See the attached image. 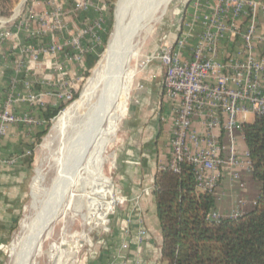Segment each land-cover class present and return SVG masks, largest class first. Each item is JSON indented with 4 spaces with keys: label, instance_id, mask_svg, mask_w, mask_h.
<instances>
[{
    "label": "built area",
    "instance_id": "obj_1",
    "mask_svg": "<svg viewBox=\"0 0 264 264\" xmlns=\"http://www.w3.org/2000/svg\"><path fill=\"white\" fill-rule=\"evenodd\" d=\"M42 1L19 0L14 14L0 17V51L9 45L3 58L13 59L12 82L22 84L26 102L38 108L54 93L59 104L72 102L85 58L104 43L107 7L93 0H48V10L38 11ZM94 11L98 19L88 22L85 18ZM181 21L178 35L148 61L158 60L164 69L162 89L173 116L170 157L159 170L177 172L186 161L198 190L218 199L224 175L232 184L239 181L237 169L252 171L248 150L241 154L238 147V135L244 138L243 125L264 114V0H191ZM12 103L9 99L0 111V140L10 125L36 124L29 114L15 113ZM112 189L106 230L127 202L116 179ZM258 201L249 203L255 209ZM246 204L240 200L229 214L213 209L207 220L240 219L248 213ZM139 233L147 235L146 230Z\"/></svg>",
    "mask_w": 264,
    "mask_h": 264
},
{
    "label": "crops",
    "instance_id": "obj_2",
    "mask_svg": "<svg viewBox=\"0 0 264 264\" xmlns=\"http://www.w3.org/2000/svg\"><path fill=\"white\" fill-rule=\"evenodd\" d=\"M44 8H48L47 4L38 5L39 10L43 11ZM179 31L180 27L173 36L178 35ZM9 52V45L0 51V111L11 99L13 111L19 115L29 114L36 124L10 125L0 140V264L4 263L5 249L13 239L16 224L28 198V161L32 145L46 125L43 109L59 106L56 93L46 97L44 108L26 102L27 91L23 85H14L12 82L13 59L3 58ZM84 64L86 69H90L86 58ZM148 69L154 76L148 80L152 86L144 93H135V97L142 100V105L151 106L150 115H154V110L159 113L151 122L145 121L135 133L131 132L133 137L130 138V145L126 144L122 149L123 153L119 156L121 164L118 163L114 170L118 191L127 202L113 217L110 233L98 238L94 253L84 264H167L161 255L163 234L157 214L154 180L160 167L165 166L170 157L173 116L171 104L164 97L162 89V65L154 60ZM78 72L80 74V70ZM238 147L241 154L247 150L242 134L238 135ZM237 171L239 181L231 184L224 175L218 188L217 209L223 214L237 209L242 199L247 200L244 209L250 212L254 208L249 202L260 198L261 186L254 180L252 171L246 167ZM137 197H140L138 201ZM140 230L147 231L146 237H140Z\"/></svg>",
    "mask_w": 264,
    "mask_h": 264
},
{
    "label": "bare ground",
    "instance_id": "obj_3",
    "mask_svg": "<svg viewBox=\"0 0 264 264\" xmlns=\"http://www.w3.org/2000/svg\"><path fill=\"white\" fill-rule=\"evenodd\" d=\"M170 1H118L115 9V29L106 50L87 81L80 99L56 119L48 139L42 145L43 150H49L58 139L63 140L64 150H61L63 157L59 162V177H64L63 174L72 175L68 184L73 185L76 190L70 198L86 201L88 212L81 214V218L92 228H104L106 216L113 210V204L109 200L113 196V181L101 175L106 165L103 155L106 154L109 140L117 134L120 114L128 107L127 102L131 95L128 85L135 76L134 70L131 69L139 56L137 38ZM106 117L110 121L111 137L105 140L103 151L93 154V139L96 138L98 127ZM100 158L104 159L103 164ZM57 184L47 204L36 208V215L23 224L25 232L13 245V249L11 248L13 264H38L43 240L52 230V224L60 209L58 199L52 200L53 195L58 194ZM76 192L82 195L74 194ZM90 192H93L94 196L88 195ZM81 208L83 209L84 205ZM94 219L96 221L92 224ZM56 254H59L58 250L52 258Z\"/></svg>",
    "mask_w": 264,
    "mask_h": 264
},
{
    "label": "rangeland",
    "instance_id": "obj_4",
    "mask_svg": "<svg viewBox=\"0 0 264 264\" xmlns=\"http://www.w3.org/2000/svg\"><path fill=\"white\" fill-rule=\"evenodd\" d=\"M66 1L68 0H60L59 3H66ZM107 1L108 0H93L92 2L96 6L102 7V3L104 2L107 5L106 9L103 8V10L105 9L104 28H106V32L104 30L102 31L103 39L105 38V35H108V29L111 25V22H109L111 16L110 8L113 7V25L111 34L109 36L110 40V37L115 29V9L119 0H109V3ZM190 3L191 0H171L161 8L159 13L154 17V20L150 26L137 38L136 43L138 46L139 56L137 60L133 62L131 69L134 70L135 76L131 79L128 85L131 95H129L128 98L129 100L127 102V110L120 114L117 134L110 139V121L109 118L106 117L99 125L97 136L93 139L91 146L93 148L91 153L93 152V154L98 151H103L105 140L110 139L106 149V154L103 155V158L106 160V165L103 167L101 172L103 177L110 178L112 181L116 179V172L114 169L118 163L121 164L119 156L123 153V147L126 144L130 145V142L132 141L130 139L133 137L131 132L135 133L145 121L147 123L151 122L153 117L159 113L158 110H154V115H150V112L152 111L151 106L148 108L146 105H142V100H138L135 97V93H144V91L146 92L148 88L152 86L150 85L151 83L148 82L149 79L154 78V76L149 73L148 68L151 63L148 62L149 58L158 54L165 44L172 41V35L176 34L179 27L182 25V17L190 7ZM40 4L44 6V4H48V0L42 1ZM18 7L19 1L15 4L12 14H14V12L19 9ZM44 9L48 10L47 8ZM37 10L39 11L38 8ZM90 13H92V15L85 18L89 20L88 22H93L94 20L98 19L99 15L95 11ZM104 44L105 42L95 54L99 57V61L107 48V46L105 48ZM95 68L96 66L93 69H86L84 65V69L80 71V76L75 81V93H80V96L77 100L80 99L87 81L92 76ZM87 73L88 76L85 77V74ZM158 89L161 92L162 89L160 86ZM76 101L67 103V107H65V109L52 121V125L48 134L31 153L32 163L29 165L30 173L28 179V198L25 202V207L22 211L21 217L16 224L13 239L8 243L5 249L6 254L3 264H13L14 260H12L11 252L13 245L20 240L25 232L23 224L36 215V208H40L41 206L44 207L45 204H47L51 198L50 195L53 193L52 191L55 187V184H57L58 181V194L56 195L55 193L52 200L55 198L58 199V204H60L59 206L61 207L58 206V209L60 208L57 216L58 219L56 218V220L53 222L52 230L47 236H45V240H43V249L40 248L38 264H84V261L91 257V255L94 253L95 248L97 247L96 243L98 238L101 235L110 233L112 229V223L107 228V230L103 228H92L86 225L84 219L81 218V214H85L86 211L88 212V204L85 203L86 201L84 199L79 200V198H70L73 191L76 190L73 185L68 184L72 175L63 174L62 176L64 177H61V179L59 177V162L63 157L61 150H64V147L62 148L63 140L58 139L49 150L42 149V145L48 139L56 119ZM119 107L120 104L118 105V108ZM103 158H100L102 160V164L104 160ZM79 193L76 192L74 194L82 195ZM88 195L94 196L93 192H90ZM82 205H84L83 209L81 208ZM95 221L96 220L94 219L92 224H94ZM56 250H58L59 254H56V256L52 258V255Z\"/></svg>",
    "mask_w": 264,
    "mask_h": 264
},
{
    "label": "trees",
    "instance_id": "obj_5",
    "mask_svg": "<svg viewBox=\"0 0 264 264\" xmlns=\"http://www.w3.org/2000/svg\"><path fill=\"white\" fill-rule=\"evenodd\" d=\"M18 1L0 0V17H10ZM110 15L105 48L112 31L113 7ZM98 61L95 54L86 57L90 69ZM79 96L80 93H74L72 102ZM66 105L61 103L58 107L43 109L46 125L37 135L31 152L48 134L52 121ZM243 133L253 178L260 184L261 194L256 208L240 219L219 223L207 220L208 213L217 208V199L213 194L198 190L188 162H182L177 172L166 169L156 173L154 195L163 234L161 255L167 264H264V114L245 123ZM29 158L30 165L32 157Z\"/></svg>",
    "mask_w": 264,
    "mask_h": 264
},
{
    "label": "water",
    "instance_id": "obj_6",
    "mask_svg": "<svg viewBox=\"0 0 264 264\" xmlns=\"http://www.w3.org/2000/svg\"><path fill=\"white\" fill-rule=\"evenodd\" d=\"M99 63V62H98ZM98 63H97V65H98ZM97 65H96V67H97Z\"/></svg>",
    "mask_w": 264,
    "mask_h": 264
}]
</instances>
